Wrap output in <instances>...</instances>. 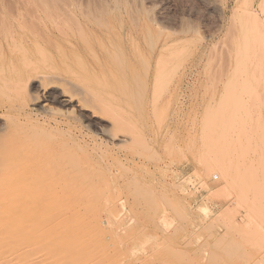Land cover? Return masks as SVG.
<instances>
[{
    "label": "bare ground",
    "instance_id": "6f19581e",
    "mask_svg": "<svg viewBox=\"0 0 264 264\" xmlns=\"http://www.w3.org/2000/svg\"><path fill=\"white\" fill-rule=\"evenodd\" d=\"M154 1L150 0L148 2L150 4V2ZM159 1H155V4ZM192 1L195 6L198 5V9L190 7V9L188 8L186 10L187 7L185 9L182 7L174 24L171 23L172 25L168 24L169 26H164L161 21H157L159 18L157 19L155 17L161 13L154 15V20L156 19L159 22L157 23V30H160V32H162L161 29L166 30L154 38L151 34L152 24L149 23L151 18L149 12V19L147 16L145 18L140 14L141 6L143 5L141 4L143 2L142 0L141 2L139 0H0V107H8L2 112L0 110V264H130L129 261L131 260L128 261L127 256H123L119 252L117 248L118 243L113 236V232L110 230L114 224L109 218L103 216L104 207L101 205V196H103V189L105 188L99 187L97 176L87 171L89 168L86 170L88 165L83 168L79 156L73 150L70 143L64 139H58L59 137L54 135L53 130L56 131L54 124L59 122V119L56 121L53 116L55 112L47 101L50 99L66 106H74L79 110V113L81 112L84 115L81 114L82 117L86 119H104L110 123H115L114 125H118L116 122L118 121L119 123L121 121L123 125L121 123L119 125H122L123 128H125V123L129 121V116L127 115V119L124 118L128 121L125 122L124 119L122 121V116H119L124 113L119 115V112L117 114L120 120L116 117V121V118H114L115 115L113 116L115 112L112 109V104L108 103L111 106L107 104L105 106L104 101L100 99L101 97L99 98L101 100V107L97 109L90 108L89 110L81 98L67 93L58 85L45 84L44 82L37 86L39 90L46 94V98H43L39 104L41 109L39 110V107L36 105L38 109L35 106L30 109L25 108L22 104L23 94L27 91V87H31L35 82L39 83L42 78H47L49 75L55 74L56 71L65 74L70 73L69 65L73 62L80 63L79 65H81V68L74 72L81 79L87 76H108L110 79H115L119 74L125 75L130 73L129 66L136 61L145 60L146 63L147 61L149 63H147V68L144 72L145 77L151 73L153 74L152 77L157 78L158 81L160 80L158 79L159 76H162L166 67L171 63L172 57L178 55V50L181 51L183 49L181 47L178 50L175 48L187 41L191 30H194V32L198 31L197 28H194L197 26L196 24L192 23L193 25H190V19L199 8H202L209 14L215 15L218 19V23L216 22L217 24L215 23L214 25L215 28L213 27L214 29L212 30L210 28L211 31L209 30V33L205 37L203 36L204 44L200 45L198 52L200 57L203 55L201 53L202 49L209 42L216 40L217 42H214V44L224 43L226 45L224 47L222 44V48L226 49L227 46V49L225 53L220 47V50L224 52H221L220 55L225 58V60L221 58V61H226V64H228L226 66H229V69L233 68V75L237 78L235 79L236 82L246 80L249 75L255 80V86L264 85V71L260 67L262 66V69H264V63L261 62V64L259 62L264 57V0H262L263 4L259 0ZM230 7L231 13L230 16L228 15V23L225 25L226 13L228 9L230 10ZM147 9L150 10V8ZM163 14L165 15V12ZM165 19L163 18V20ZM167 21L169 20H166L165 24ZM193 21L194 23L196 22L195 20ZM188 41L187 44L189 45L191 40ZM210 48H208V53L206 54L212 53L210 52ZM210 55L212 54H209V57ZM207 56L206 60H209L210 58ZM254 61L255 63L258 61L261 64L256 63L259 65L258 68L260 70H258V75H260L258 76L259 79H255L256 77L252 71H250L251 74L248 73L247 67ZM85 63L94 64V69L87 70ZM150 65H153L152 71H150ZM254 66L252 68L257 69L256 65ZM222 67H224V70H222L224 72L226 70L225 63ZM222 67L219 69L221 70ZM194 68H196V65H190L184 72V77L190 73L192 74ZM223 72L221 75L227 79L228 74ZM169 75L172 74L170 73ZM55 77L59 80L57 76ZM169 78L172 79L170 76ZM212 80H215V78ZM157 81L155 82V86L157 85L159 87ZM154 82L152 83L154 84ZM209 82L212 85L213 81L210 80ZM68 83L70 85L73 84L71 82ZM137 83H135L136 87L138 85ZM227 83L229 85V82ZM227 83L225 85L226 87ZM243 84L246 89L242 91H232L233 89L229 91L223 90L218 102L220 106L218 109V117L228 115L237 105L241 108L240 110H244L250 103H252L251 105H255L254 99L258 95L260 103H264L262 102L264 91H261L264 89V86L259 91L263 93L262 95L256 91L257 87L254 89L255 87L248 86L252 84H247L249 88L245 86V81H243ZM237 85L241 84L238 83ZM76 86H74L75 90H77ZM155 86L152 89L157 88ZM228 87L227 89H229ZM241 87L243 86L241 85ZM29 89L31 90L32 88ZM79 90L82 92V88ZM27 93L29 94V92ZM91 95L96 94L91 91ZM87 96L89 97V95ZM95 97L98 96L96 95ZM99 99L96 102L100 101ZM152 101H156V99L153 98ZM152 101L149 103L148 100V103L151 104ZM97 104L94 103L93 106ZM209 104L207 102V105ZM16 105L22 107L15 109ZM154 106L152 105L153 108ZM262 107L264 108V106ZM115 108L117 107L115 106ZM119 110L124 112L121 108ZM8 111H13V113H9ZM33 117L40 118L41 121H38V119L37 121L32 120ZM257 119L259 117L254 118V121ZM130 121L120 134L114 133L113 131H102L110 141L124 142L130 140L131 143L135 144L138 138L137 143H142H139L140 148H146V146H141L145 145L146 137L143 138L144 135L142 136L137 131V134L134 133L136 126L132 125L134 128L131 125L128 126V124H134V122ZM127 128L128 130H126ZM73 134L75 135L74 132ZM130 141L129 144H131ZM81 149L79 147L80 151ZM135 153L138 154V151ZM138 155L143 156L140 152ZM134 183L132 182L131 185L133 186ZM125 184L130 185L129 182ZM135 185L137 184L135 183ZM138 188L137 186L136 190H139ZM142 191L147 193L148 190L145 191L142 189ZM132 197L134 198V196ZM146 197L148 198L150 196ZM142 198L140 199L145 201ZM134 199L137 200V196ZM152 200L155 199L153 198ZM152 200L151 202H154ZM139 202L142 203L141 201ZM144 203L146 204L147 201ZM136 204L133 205L138 207V202ZM154 207L156 205L153 206V209ZM143 212L146 211L144 210ZM143 216L146 217L145 214ZM165 248L171 249L172 247L165 245ZM182 249H177L181 251L178 255L189 258L188 254L184 253ZM159 253L157 254L159 255ZM178 255L176 256L178 257ZM191 257H193V254ZM188 258L187 260H189ZM164 261L163 264H165ZM190 261L192 260L190 259ZM147 262L149 263V261ZM147 262L144 264H147ZM170 264L176 263L171 262Z\"/></svg>",
    "mask_w": 264,
    "mask_h": 264
},
{
    "label": "rangeland",
    "instance_id": "374dc122",
    "mask_svg": "<svg viewBox=\"0 0 264 264\" xmlns=\"http://www.w3.org/2000/svg\"><path fill=\"white\" fill-rule=\"evenodd\" d=\"M139 1L141 2V0ZM142 1L141 4L143 5L141 6L140 14L145 18L147 16L148 19L151 17L149 23L152 24L151 34L154 38L166 31L165 29H161L162 32L157 30V23H159L157 21H161L164 26H169L171 23L174 24L182 7L183 9L187 7L186 10L190 9V7L198 9V5L195 6L192 0H189V2L192 1L190 2L191 4L187 2L188 0H160L161 2L159 1L156 4L155 1L157 2L158 0L150 2V4L148 2L150 0H146L147 2L145 0ZM259 2L262 3V0H259ZM148 4L152 7H149ZM144 5H147L145 6L146 9L150 8V10L147 9L146 11ZM154 7L157 10L161 9L157 11ZM201 9L196 10L197 12L195 11L192 15L191 21L189 20L190 25H197L194 28H197L198 31L195 30L196 32H194V30H191L189 33L187 39V41L191 40V42L188 41L189 45L186 41L175 48L177 50L183 49L181 51L178 50L181 54L177 52L178 55L172 57L171 63L166 67L165 72L162 76H159L158 79L161 80L162 84L161 82L159 83L160 80L157 81V78H153L151 73L145 77L144 72L148 63L145 60L136 61L129 66L130 73L119 74L115 79H110L108 76H87L81 79L79 78L80 76L74 74L81 68V65L73 62L69 65L70 73L65 74L56 71L55 74L42 78L39 83H33L34 86L27 87V91L23 94L22 106L30 109L36 105L39 110L41 109L39 104L43 98H46V94L39 90L37 86L43 82L45 84L58 85L67 93L81 98L89 110L90 108L97 109L101 107L100 102L103 100L105 106L106 104L108 106L112 104V109L115 112L113 114V116L115 115L114 118L122 116V120L124 118L127 119L129 116L128 120H131L134 124L131 123L128 126L135 125L138 129L135 127L137 130L134 129V133L137 134L138 132L142 136L144 135L143 138L146 137L145 145H141L143 147L146 146L147 149L144 147L146 150L140 148L142 143H137V135L135 144L131 143L130 140L124 142L110 141L102 130L120 134L126 128V124L129 123L128 120L124 119L125 122H128L125 123V128H123L122 122L118 123L117 118L116 124L118 125H114L115 123H110L104 119L90 120L82 117L83 114L79 113V110L74 106H66L50 99L47 101L55 112L53 116L56 121L59 119V122L54 124V129H56V131L53 130L54 135H57L58 139H64L70 143L79 156L83 168L88 165L89 167L87 166L86 170L89 168L87 171L97 176L99 187L107 189H103L104 193L101 196V205L104 207L103 216L109 218L114 224L110 230L118 243L117 248L123 256H127L128 261L131 259L129 261L130 264H144L147 261H149L147 264H163V260H165V264H170L171 262L176 264H264V108L262 107L264 103H262L263 105L260 103L259 95L257 94V98L254 99L255 102L252 101L256 106L250 103L247 106L248 108L245 107L244 110H240L241 108L237 105L228 115L218 117V109L220 107L218 102L223 90L242 91L246 89L243 81H245L246 87H255L254 89L257 87V92L264 85L255 86V80L249 75L246 80H237L238 82H236L235 79L237 78L233 75V68L229 69V66H226L228 65L226 61H221V58L223 60L225 58L220 54L221 52L226 53L227 49V46L226 49L222 48V44L224 47L226 45L224 43L214 44V42H217L216 40L209 42L202 49L201 53L203 55L201 56L202 58L200 57L198 52L200 45L204 44L203 36L205 37L209 33L210 28L211 30L214 29L215 23H218L215 15L209 14L203 9L201 11ZM148 12L150 17H148ZM162 12H165L166 16ZM157 13L162 15H157ZM230 13L231 7L226 13L225 25L228 23ZM154 15H157L155 18H159L157 21L156 19L154 20ZM160 16L164 19L168 18L163 20ZM192 19L196 22L194 23ZM166 20L169 21L165 24ZM183 46L186 47L184 48ZM220 47L224 52L220 50ZM208 48L212 52L209 53L212 54L210 57L209 54H206L208 53ZM206 56L210 59L206 60ZM263 58L258 61L264 63ZM259 62L258 64L261 65L262 63L260 64ZM224 63L226 70L223 72L224 67L222 66ZM256 63L254 61L249 64L247 69L248 73L251 74L250 71L254 73L255 79H259V65ZM192 64L196 65V68L200 67L198 69L194 68L192 74L190 73L184 77V72ZM253 64L256 65L257 69L252 68L255 67ZM85 67L87 70H92L95 65L85 63ZM220 67L223 69L221 68L220 70ZM260 67L264 71L262 66ZM149 68L152 71L153 65H150ZM253 69H256L255 72ZM71 71L73 74H71ZM169 72L172 75H169ZM222 72L228 74L227 79L221 75ZM53 75L54 77L57 76L59 80L56 77L54 78ZM210 77L212 79L215 78V80L210 79ZM60 78L62 79L60 80ZM154 79L155 82H158L159 87L156 85L157 88L152 89L156 84ZM210 80L213 81L212 85L209 82ZM68 82L73 84L70 85ZM225 82H229V85L227 83L229 89L225 86ZM135 83L138 84L137 87ZM238 83L243 87L237 85ZM247 84L252 85L247 86ZM74 86L77 87V90H75ZM78 86L82 88V92ZM29 88H32L33 91ZM137 88L141 89L140 91L143 93ZM91 91L98 97L91 95ZM152 91L153 93H151ZM261 91H264V89ZM137 92H139V95ZM259 93L263 95V93ZM87 95H89L90 99ZM262 97L263 101L262 99L261 101L264 102V95ZM153 98L157 102L152 101ZM98 99L100 101L96 102ZM148 100L149 103L151 101L152 103L149 104ZM207 102L208 104L211 103L207 105ZM94 103H98V106H93ZM154 103L156 104L155 106ZM22 106L16 105L15 109H19ZM36 106L35 108L38 109ZM249 106H251V110ZM141 107L142 109H140ZM151 107L152 109L150 110ZM0 108L2 112L8 107L3 106ZM120 108L124 112L119 110ZM8 112L13 113V111ZM117 113L119 115L121 113L124 114L118 117ZM258 117V121H254V118ZM33 119L41 121L40 118L33 117ZM103 123L105 124L103 125ZM120 123L122 125H119ZM92 125H97L96 127L99 128ZM140 134L138 135L140 136ZM129 141L131 144H129ZM77 146L80 149L82 148L81 151ZM135 150L138 151V154L139 152L142 153L143 156L136 154L135 152L137 151ZM100 158H104L103 161ZM126 180L130 185L125 184L128 183ZM132 182L137 185L134 183L133 187L131 185ZM137 186L139 190H136ZM142 189L148 190L150 195L148 191L146 193ZM135 193L139 194L136 195ZM151 194L155 200H152ZM139 195L147 201L146 204L144 200L140 199ZM132 196L134 198L137 196V200ZM146 196L150 197L147 198ZM151 200L154 202H151ZM137 202L138 207L135 206ZM155 205L156 207L153 209ZM139 206L144 209L141 211ZM144 210L146 212H143ZM142 212L145 216L146 214L148 215L144 217ZM126 231L127 233H125ZM120 232L125 235L120 234ZM165 245H170L172 250L170 248L164 249ZM177 249H182L184 253L188 254L189 258H187L189 260L182 254L180 257L178 253L181 251ZM192 254L193 257H191Z\"/></svg>",
    "mask_w": 264,
    "mask_h": 264
}]
</instances>
